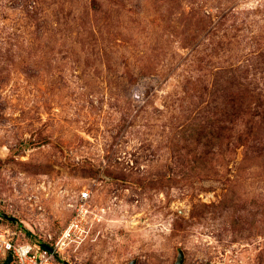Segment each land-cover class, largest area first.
Here are the masks:
<instances>
[{"label":"rangeland","instance_id":"374dc122","mask_svg":"<svg viewBox=\"0 0 264 264\" xmlns=\"http://www.w3.org/2000/svg\"><path fill=\"white\" fill-rule=\"evenodd\" d=\"M83 191L61 262L264 264V0H0V224Z\"/></svg>","mask_w":264,"mask_h":264},{"label":"built area","instance_id":"2783aa9c","mask_svg":"<svg viewBox=\"0 0 264 264\" xmlns=\"http://www.w3.org/2000/svg\"><path fill=\"white\" fill-rule=\"evenodd\" d=\"M90 193L83 191L77 201L71 203L72 216L64 225L60 235L44 243L19 242V234L12 229H6L0 224V264H4L9 257L10 264H64L59 259L61 249L71 244H80L90 233V223L94 212L90 208Z\"/></svg>","mask_w":264,"mask_h":264},{"label":"water","instance_id":"95a60500","mask_svg":"<svg viewBox=\"0 0 264 264\" xmlns=\"http://www.w3.org/2000/svg\"><path fill=\"white\" fill-rule=\"evenodd\" d=\"M4 216H6L5 214H3ZM10 219H12V217H9ZM65 264H69L68 262H65ZM128 264H136L135 261H131L130 263ZM175 264H184V256H183V253H181L178 257V260Z\"/></svg>","mask_w":264,"mask_h":264},{"label":"trees","instance_id":"16d2710c","mask_svg":"<svg viewBox=\"0 0 264 264\" xmlns=\"http://www.w3.org/2000/svg\"><path fill=\"white\" fill-rule=\"evenodd\" d=\"M11 261H12V258L11 257H9L8 258V260L4 263V264H10L11 263ZM63 263L65 264V262L63 261Z\"/></svg>","mask_w":264,"mask_h":264}]
</instances>
